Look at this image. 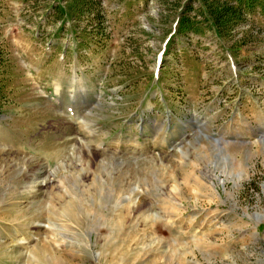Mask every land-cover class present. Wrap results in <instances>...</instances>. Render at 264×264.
Masks as SVG:
<instances>
[{
  "label": "rangeland",
  "instance_id": "rangeland-1",
  "mask_svg": "<svg viewBox=\"0 0 264 264\" xmlns=\"http://www.w3.org/2000/svg\"><path fill=\"white\" fill-rule=\"evenodd\" d=\"M0 264H264V0H0Z\"/></svg>",
  "mask_w": 264,
  "mask_h": 264
},
{
  "label": "bare ground",
  "instance_id": "bare-ground-1",
  "mask_svg": "<svg viewBox=\"0 0 264 264\" xmlns=\"http://www.w3.org/2000/svg\"><path fill=\"white\" fill-rule=\"evenodd\" d=\"M34 175V174H33ZM35 175H37V173H35ZM39 176V175H38ZM35 178H36V176H35ZM34 178V180L33 179H31V180H33L32 182L31 181H29V182H31V188H35L36 186H37V183L39 182H37V180ZM30 185V184H29ZM28 189V188H27ZM50 223L51 224H53L51 221H50ZM61 235V234H60ZM13 240H16V241H18V239H14V237H13ZM15 243H17V242H15Z\"/></svg>",
  "mask_w": 264,
  "mask_h": 264
},
{
  "label": "trees",
  "instance_id": "trees-1",
  "mask_svg": "<svg viewBox=\"0 0 264 264\" xmlns=\"http://www.w3.org/2000/svg\"><path fill=\"white\" fill-rule=\"evenodd\" d=\"M223 13H224V12H223ZM217 14H220V13L218 12ZM237 15H239V14L237 13ZM219 17H220L219 15H218V16H215L216 19H219ZM226 23H227V22H221L220 25L223 26V25H226Z\"/></svg>",
  "mask_w": 264,
  "mask_h": 264
}]
</instances>
